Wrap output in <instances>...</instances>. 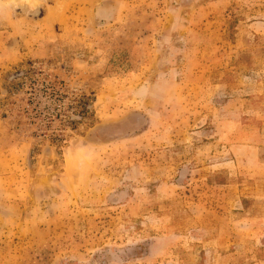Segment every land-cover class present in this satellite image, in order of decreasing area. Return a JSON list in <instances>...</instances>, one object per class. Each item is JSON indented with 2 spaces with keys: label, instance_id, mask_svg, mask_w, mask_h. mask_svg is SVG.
Segmentation results:
<instances>
[{
  "label": "rangeland",
  "instance_id": "obj_1",
  "mask_svg": "<svg viewBox=\"0 0 264 264\" xmlns=\"http://www.w3.org/2000/svg\"><path fill=\"white\" fill-rule=\"evenodd\" d=\"M0 264H264V0H0Z\"/></svg>",
  "mask_w": 264,
  "mask_h": 264
},
{
  "label": "trees",
  "instance_id": "obj_2",
  "mask_svg": "<svg viewBox=\"0 0 264 264\" xmlns=\"http://www.w3.org/2000/svg\"><path fill=\"white\" fill-rule=\"evenodd\" d=\"M31 72V69H27V70H24L22 73L20 74H17L16 78L14 79H17V80H12V88H17L19 87L23 80L25 78H28V74ZM85 102L83 100H80V99H77L76 100V112L77 114L79 115L80 118L84 117V115L86 114V106H85Z\"/></svg>",
  "mask_w": 264,
  "mask_h": 264
}]
</instances>
